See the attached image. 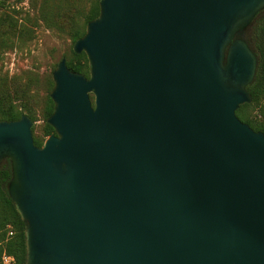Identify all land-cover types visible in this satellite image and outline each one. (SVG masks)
<instances>
[{
  "label": "water",
  "instance_id": "obj_1",
  "mask_svg": "<svg viewBox=\"0 0 264 264\" xmlns=\"http://www.w3.org/2000/svg\"><path fill=\"white\" fill-rule=\"evenodd\" d=\"M40 146L0 120L24 264H264V133L246 32L264 0H99Z\"/></svg>",
  "mask_w": 264,
  "mask_h": 264
},
{
  "label": "trees",
  "instance_id": "obj_2",
  "mask_svg": "<svg viewBox=\"0 0 264 264\" xmlns=\"http://www.w3.org/2000/svg\"><path fill=\"white\" fill-rule=\"evenodd\" d=\"M30 1L31 4H35V12L39 20L49 28L63 30L72 44L85 33L86 23L99 14V0ZM49 1L54 3L53 8L49 7ZM62 1H69V4L62 7L60 5ZM86 3H88L87 8L85 7ZM60 16L67 21L65 29L58 24L57 19ZM31 32H33L32 29L18 23L17 19H7L6 14L0 13V49L10 45L11 41L8 34H12L18 41H22L25 39V35ZM247 39L257 56V68L252 82L247 86L251 102L240 104L236 113L251 128L264 133V122L247 115V110L250 107L258 105L261 108L260 113L264 116V9L260 10L252 20ZM65 59L70 70L89 76L88 60L83 51L76 53L72 49L71 55ZM29 85L30 83H25L15 88L13 94L20 96L19 103H16L7 89L0 87V120H16L22 114H26L34 122L35 116L24 101L31 96ZM49 86L50 88L53 86L51 79H49ZM44 105V118L47 119L53 111V102L49 94L45 96ZM52 132L53 127L45 120L42 125L43 135L47 137ZM32 137L36 145L42 144L33 134ZM10 177V162L8 158H4L0 161V264H24L26 260L25 225L7 191V183ZM4 256L10 257L8 263L3 262Z\"/></svg>",
  "mask_w": 264,
  "mask_h": 264
},
{
  "label": "rangeland",
  "instance_id": "obj_3",
  "mask_svg": "<svg viewBox=\"0 0 264 264\" xmlns=\"http://www.w3.org/2000/svg\"><path fill=\"white\" fill-rule=\"evenodd\" d=\"M48 4L50 8H53L52 1H49ZM68 4L69 1L60 3L62 7ZM85 7H88V3L85 4ZM0 13L6 14L7 19H17L18 23L33 30L26 34L22 41H18L14 35L8 34L10 45L0 49V87L7 89L10 96L16 103H19L20 96L13 94L15 88L30 83L31 96L24 101L35 116L31 127L33 128L32 134L43 142L46 138L42 133V125L46 120L44 118V100L46 94H49L53 88V86L51 88L49 86V79L52 80V71L60 58L71 55L73 44L63 30L49 28L39 20L35 12V4H31L30 0H1ZM57 20L58 24L65 29L66 19L60 16ZM6 24L8 23L6 22ZM248 30L249 28L246 36ZM260 111L261 108L258 105L252 106L247 110V115L264 122V116ZM237 117L243 121L238 115Z\"/></svg>",
  "mask_w": 264,
  "mask_h": 264
},
{
  "label": "built area",
  "instance_id": "obj_4",
  "mask_svg": "<svg viewBox=\"0 0 264 264\" xmlns=\"http://www.w3.org/2000/svg\"><path fill=\"white\" fill-rule=\"evenodd\" d=\"M9 260H10V257H7V256H4V257H3V262H4V263H8Z\"/></svg>",
  "mask_w": 264,
  "mask_h": 264
}]
</instances>
